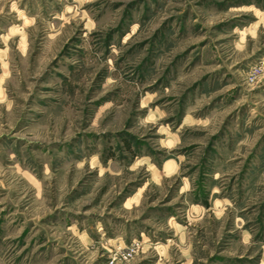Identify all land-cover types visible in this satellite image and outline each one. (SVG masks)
Listing matches in <instances>:
<instances>
[{"label":"rangeland","instance_id":"1","mask_svg":"<svg viewBox=\"0 0 264 264\" xmlns=\"http://www.w3.org/2000/svg\"><path fill=\"white\" fill-rule=\"evenodd\" d=\"M0 264H264V0H0Z\"/></svg>","mask_w":264,"mask_h":264}]
</instances>
